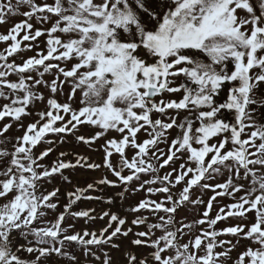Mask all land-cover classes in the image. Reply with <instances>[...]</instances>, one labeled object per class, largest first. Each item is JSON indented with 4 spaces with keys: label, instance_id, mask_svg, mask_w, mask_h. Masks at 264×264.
Here are the masks:
<instances>
[{
    "label": "snow or ice",
    "instance_id": "snow-or-ice-1",
    "mask_svg": "<svg viewBox=\"0 0 264 264\" xmlns=\"http://www.w3.org/2000/svg\"><path fill=\"white\" fill-rule=\"evenodd\" d=\"M15 15L24 19L0 34L7 44L0 51V121L8 119L0 127V264H49L54 256L82 264L74 245L88 264H115L107 249H121L114 240L130 233L132 245L151 251L123 250L127 264H264V0H0V24ZM41 37L43 49L12 59L39 49ZM40 88L49 91L46 107L25 126L31 106L45 101ZM14 125L21 136L9 135ZM84 125L98 130L77 135ZM173 128L179 132L168 143ZM69 135L89 148L103 139V163L61 151L45 164ZM78 167H103L116 179L105 175L68 191L63 210L48 219L61 189L47 190L45 182L60 175L70 183L64 172ZM134 181L133 191L147 197L132 211L145 210L155 222L138 215L125 228L126 218L105 211L99 218L108 223L98 231L66 225L68 216L96 219L94 209L72 207L100 199L89 194L99 186L127 192ZM195 189L213 195L194 198ZM218 197L233 202L221 205ZM187 205L204 210L191 221L177 219ZM230 218L239 222L217 227ZM141 225L146 230L133 232ZM241 240L251 243L233 258Z\"/></svg>",
    "mask_w": 264,
    "mask_h": 264
},
{
    "label": "rangeland",
    "instance_id": "rangeland-1",
    "mask_svg": "<svg viewBox=\"0 0 264 264\" xmlns=\"http://www.w3.org/2000/svg\"><path fill=\"white\" fill-rule=\"evenodd\" d=\"M15 2V0H13ZM51 2V0H49ZM25 9V8H24ZM26 10V9H25ZM19 20L18 18H12L10 20V23L6 22L7 24L3 26H0V34H6L9 28L14 25L15 23H18ZM36 26V25H35ZM50 25L46 24L44 27H49ZM37 27V26H36ZM23 33H21L22 35ZM19 38V37H18ZM45 37L39 38L40 41V48L45 47ZM14 59V58H13ZM68 89L65 87V93H67ZM66 98L65 95H58V100L64 101ZM179 98V94L173 95V96H168L167 94L165 95V99H177ZM46 100L47 98L45 97L44 102H36L31 106V110L33 112L32 116H28L24 118V124L26 122L34 121V119H37L38 117L36 116V113L39 111H42L46 107ZM5 101L0 100V104L4 103ZM153 118H156L154 115ZM8 119L6 118L4 121H0V127H2L3 123H7ZM17 130H21L18 125H14L13 128L11 129L9 135L11 136H21L18 135L16 132ZM98 129L94 128L93 126L90 125H84L79 128V131L77 132V135H85L86 137L89 135L94 134ZM22 131V130H21ZM23 132V131H22ZM179 130L176 128H173L169 130L168 133V143H170L172 138H175L176 135L178 134ZM23 134V133H22ZM108 135H116V133L112 132L109 133ZM139 138L141 140L147 138L146 135L141 132L138 134ZM48 139L50 140H56L57 137H55L52 134H49ZM103 142L100 140L93 144L91 148H89L87 145L77 141L74 136H66L65 137V143L57 144L55 146V150L53 153L49 155L44 161L45 164H50L52 161L56 160L59 152L61 151H68L72 153H79L84 156H87L90 161L95 162V163H103L104 159V152L103 149L101 148V145ZM45 147H47L46 143H42L36 148V152L38 153L39 151H42ZM160 148L163 150L167 149V143H161ZM129 155H131V152H129ZM118 161V156L114 157ZM154 162V161H153ZM182 162V161H177V165ZM170 169L165 167L164 169L161 170L160 175H163L164 173L168 172ZM127 174V173H125ZM107 175L110 180H115L116 178L112 176V174L105 168H100V169H87L83 167H78L76 169H69L64 172V176H67L70 178L71 182H66L64 178L60 175H56L51 179L50 182H45L44 188L47 190H51L54 187H60L61 193H60V207H58L54 211H49L48 214V219H54L56 215L63 210V205L67 202V198L65 196V193L68 191L73 190L75 187H84L88 183H92L96 180H99L103 176ZM226 178V174L224 176H217L215 181H212L213 183H220L223 182V180ZM151 179L150 175H142L141 176V181L143 180H148ZM139 182L134 181L132 184L129 186V190L127 192H124L123 187H112V186H99V190L90 192L89 194L92 196H97L100 197V199H82L78 201L75 205L72 207V211H80V210H86V209H94L95 211L90 213V215L95 216V220L87 219V218H72L71 216H68L66 218V225L67 224H74L75 225V230L76 231H81L83 229H88L90 231H98L99 229L105 227L108 223V217H105L104 219H100L99 217L101 214L105 211L111 212V213H116L122 218H126L127 222L126 225L124 226L127 228L130 226L131 221L136 218L138 215H144L149 217V223L155 222V217L151 215V213L141 210V212L136 213L132 211V208H134L137 203L145 199L147 197V193L143 190L141 191H133L137 187V184ZM158 187L159 185H155ZM179 190V186L177 188L173 189L174 192ZM124 192L123 198H121L118 194ZM202 195L203 199L205 201L208 200L210 196L213 195L211 191L207 190H202V189H195L194 190V198L195 196ZM239 195H243V193H240ZM111 198L112 203H108V199ZM160 198V194L153 195L151 199H156L158 200ZM219 204H229L232 201L230 197H218L217 198ZM2 202V201H0ZM204 210V205H201L199 208H193L191 205H187L185 207H182L179 209L176 218L177 219H182L184 217H187V221H191L193 219L198 218V213H201ZM163 214V213H161ZM210 215H215V206L214 210ZM252 219V216L249 215V220ZM239 222L238 218H230L226 222H218L217 227L222 228L225 226H228L230 224H235ZM65 225V226H66ZM146 228L141 225L139 227L133 226V232H138V231H144ZM160 233L157 232V235ZM135 237L130 233L128 237L124 236H118L115 240L114 243H118L121 245V249H107L110 251V254L113 257V260L115 261V264H127L126 260L124 259L123 256V250H129L133 253H147L151 251V249L148 248H138L134 245L131 244V241ZM224 239H234L232 237H223ZM251 242L249 240H241L239 246L237 247L236 250L232 252L233 258H235L238 254V252L244 250L246 246H248ZM76 250V254L80 257L82 264H88V262L91 261V258H85L82 255V252L79 248L78 245L73 246ZM23 258L31 260L34 259V256H30L27 253H22L21 254ZM49 264H67V260L64 258L60 257H52L51 260L49 261Z\"/></svg>",
    "mask_w": 264,
    "mask_h": 264
},
{
    "label": "trees",
    "instance_id": "trees-1",
    "mask_svg": "<svg viewBox=\"0 0 264 264\" xmlns=\"http://www.w3.org/2000/svg\"><path fill=\"white\" fill-rule=\"evenodd\" d=\"M37 2L39 3L40 0H37ZM24 10H25V9L22 7V8H21V12H23ZM12 18H18L19 22H20L21 20L24 19L23 15H15V16L10 17V18L8 19L7 22L10 23V20H12ZM5 24H7V23L0 24V26H3V27H4ZM36 26H37V27H40L39 24H36ZM19 38H20V37H19ZM19 38H18V39H19ZM24 43H28V42H24ZM6 47H7V44H6L5 42H0V51H2L3 49H5ZM40 49H43V48L33 49V50H26V51H24V52L19 53V55L15 56V57H13V58L16 59L17 63H19V62H21V58L26 59V58H28V57H30V56H33V55H35L36 52L39 51ZM13 58H12V59H13ZM33 75H35V73H33ZM45 78H46V79H51V78H52V77H51V74L46 75ZM11 79L15 80V79H16V76L13 75V76L11 77ZM66 88H67V87H66ZM39 90L42 91V92L44 93V96H45L46 98L49 97V91H48L47 88H40ZM58 95H59V93L57 94V99H58ZM59 100H60V99H59ZM31 122H33V121L26 122L25 126H26L27 124L31 123ZM21 130L23 131V129H21ZM21 130H17L16 133H17L18 135H22L23 132H22ZM100 141L104 143V140H103V139H101Z\"/></svg>",
    "mask_w": 264,
    "mask_h": 264
}]
</instances>
